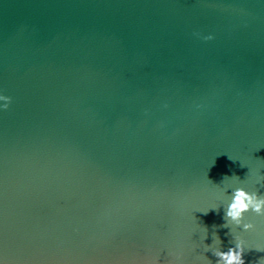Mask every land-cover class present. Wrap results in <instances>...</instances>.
Masks as SVG:
<instances>
[{
	"label": "water",
	"instance_id": "obj_1",
	"mask_svg": "<svg viewBox=\"0 0 264 264\" xmlns=\"http://www.w3.org/2000/svg\"><path fill=\"white\" fill-rule=\"evenodd\" d=\"M0 91L6 264H199L201 227L233 246L200 210L264 173V0H0Z\"/></svg>",
	"mask_w": 264,
	"mask_h": 264
},
{
	"label": "clouds",
	"instance_id": "obj_2",
	"mask_svg": "<svg viewBox=\"0 0 264 264\" xmlns=\"http://www.w3.org/2000/svg\"><path fill=\"white\" fill-rule=\"evenodd\" d=\"M213 38L212 33L203 36L205 40ZM10 101L11 97L0 91V111L7 109ZM230 159L232 158L230 157ZM245 165L240 161L241 167ZM249 176L255 177L252 186L248 184L246 179ZM246 178L241 180L235 174L232 176L224 175L221 184L214 185L218 190V203L200 210L207 214L210 209L219 211L222 207L224 223L219 226L213 224V229L217 227L228 228L234 244L227 250H222L220 247L221 240L216 231L211 234V243H205L208 230L206 227H201L202 230L198 232V238L195 239V247L199 249V264H213V261L205 255L209 251L216 257L215 264H245V251L255 248L257 251L264 252V242L252 241L246 237V234L256 232L257 224L245 215L246 213H254L257 217H264V192L259 190L264 188V173L248 168ZM0 264H6L3 257H0ZM153 264H171V261L154 260ZM257 264H264V257H261Z\"/></svg>",
	"mask_w": 264,
	"mask_h": 264
}]
</instances>
